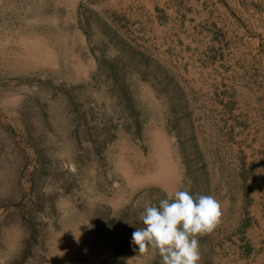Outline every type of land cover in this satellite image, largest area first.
I'll use <instances>...</instances> for the list:
<instances>
[{
	"label": "rangeland",
	"instance_id": "374dc122",
	"mask_svg": "<svg viewBox=\"0 0 264 264\" xmlns=\"http://www.w3.org/2000/svg\"><path fill=\"white\" fill-rule=\"evenodd\" d=\"M175 190L198 264H264V0H0V264H161Z\"/></svg>",
	"mask_w": 264,
	"mask_h": 264
},
{
	"label": "clouds",
	"instance_id": "9594fccd",
	"mask_svg": "<svg viewBox=\"0 0 264 264\" xmlns=\"http://www.w3.org/2000/svg\"><path fill=\"white\" fill-rule=\"evenodd\" d=\"M167 195L159 206H144V227L133 231L131 244L140 254L156 250L161 264H198L197 236L211 232L220 222V205L211 195H193L187 190Z\"/></svg>",
	"mask_w": 264,
	"mask_h": 264
}]
</instances>
